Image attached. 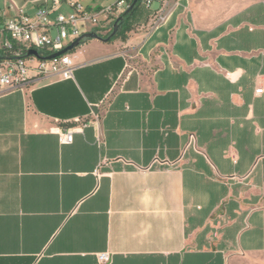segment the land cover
<instances>
[{
	"label": "crops",
	"instance_id": "0c3cea01",
	"mask_svg": "<svg viewBox=\"0 0 264 264\" xmlns=\"http://www.w3.org/2000/svg\"><path fill=\"white\" fill-rule=\"evenodd\" d=\"M68 54L0 94V264H264V0H150Z\"/></svg>",
	"mask_w": 264,
	"mask_h": 264
},
{
	"label": "built area",
	"instance_id": "2783aa9c",
	"mask_svg": "<svg viewBox=\"0 0 264 264\" xmlns=\"http://www.w3.org/2000/svg\"><path fill=\"white\" fill-rule=\"evenodd\" d=\"M107 6L92 10L84 7L77 0H41L40 5L32 15L22 9L7 18L0 10V94L8 91H26L38 82L59 76L62 80L73 78V64L68 53L59 57L44 60L72 44L82 35L94 33L105 36L113 29V24L119 14L128 8L126 0H109ZM150 0L144 2L145 6ZM66 6L69 12H62ZM169 12L159 10L151 17L150 28H156L164 23ZM35 51L37 55H28ZM264 92L257 88L255 95ZM98 122L100 116L93 115ZM73 139L72 128H67L59 134L61 144H70ZM97 142L102 140L97 138ZM195 137L188 136L187 148L194 146ZM98 264H109L107 252L96 256Z\"/></svg>",
	"mask_w": 264,
	"mask_h": 264
},
{
	"label": "trees",
	"instance_id": "16d2710c",
	"mask_svg": "<svg viewBox=\"0 0 264 264\" xmlns=\"http://www.w3.org/2000/svg\"><path fill=\"white\" fill-rule=\"evenodd\" d=\"M128 3V6H130L134 0H126ZM146 0H136V2L133 4L132 8L122 12L119 14L118 18H120L118 27L116 30V33L110 37V34L112 33V30L107 33L105 36H98L103 42L110 43L116 39H124L126 36V33H128L132 26L134 25V21L136 19V16L139 13L140 6L144 4ZM85 43V39L81 42V44Z\"/></svg>",
	"mask_w": 264,
	"mask_h": 264
},
{
	"label": "water",
	"instance_id": "95a60500",
	"mask_svg": "<svg viewBox=\"0 0 264 264\" xmlns=\"http://www.w3.org/2000/svg\"><path fill=\"white\" fill-rule=\"evenodd\" d=\"M136 2V0L133 1V3L128 6V8L125 10H129L132 8L133 4ZM119 20L120 18H117L113 24V29H112V33L110 34V37L113 36L115 33H116V30H117V27H118V23H119ZM95 39V40H98V41H102L96 34L94 33H89V34H85V35H82L81 37H79L78 39H76L72 44H70L69 46H67L66 48H64L63 50L59 51V52H56L48 57H44L42 59L44 60H49V59H52V58H56V57H59L63 54H66V53H70L72 52L75 48H77L78 46L81 45V42L84 40V39ZM103 42V41H102ZM28 55H37V53L35 51H29L28 52Z\"/></svg>",
	"mask_w": 264,
	"mask_h": 264
},
{
	"label": "rangeland",
	"instance_id": "374dc122",
	"mask_svg": "<svg viewBox=\"0 0 264 264\" xmlns=\"http://www.w3.org/2000/svg\"><path fill=\"white\" fill-rule=\"evenodd\" d=\"M108 3H110V1Z\"/></svg>",
	"mask_w": 264,
	"mask_h": 264
}]
</instances>
